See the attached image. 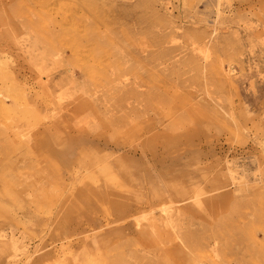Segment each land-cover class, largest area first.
Wrapping results in <instances>:
<instances>
[{"label": "rangeland", "instance_id": "1", "mask_svg": "<svg viewBox=\"0 0 264 264\" xmlns=\"http://www.w3.org/2000/svg\"><path fill=\"white\" fill-rule=\"evenodd\" d=\"M28 1L0 0V264H264V0Z\"/></svg>", "mask_w": 264, "mask_h": 264}, {"label": "bare ground", "instance_id": "2", "mask_svg": "<svg viewBox=\"0 0 264 264\" xmlns=\"http://www.w3.org/2000/svg\"><path fill=\"white\" fill-rule=\"evenodd\" d=\"M28 1V0H27ZM25 2V1H24ZM29 2V1H28ZM44 2H45V0H44ZM52 2V1H51ZM30 3H31V1H30ZM53 3V2H52ZM5 3H3L2 5H4ZM8 4H11V3H8ZM34 4V3H33ZM35 5V4H34ZM39 6H40V3L38 4ZM42 5V4H41ZM50 5V4H49ZM52 5H54V4H52ZM1 6V5H0ZM38 6V7H39ZM47 7H48V5H47ZM61 7H63V6H61ZM43 8H44V6H43ZM39 9H41V8H39ZM36 10V9H35ZM9 21H10V19L9 18H7V20H1L0 21V24L1 25H7V26H9V31H8V34L6 35V37H7V39H11L12 38V35H11V31H12V24L10 25L9 24ZM2 45H3V43H2ZM9 50H10V48H9Z\"/></svg>", "mask_w": 264, "mask_h": 264}]
</instances>
